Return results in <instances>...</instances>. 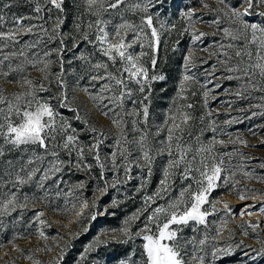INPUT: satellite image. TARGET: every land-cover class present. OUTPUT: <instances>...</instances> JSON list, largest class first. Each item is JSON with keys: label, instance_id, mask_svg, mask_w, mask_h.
I'll list each match as a JSON object with an SVG mask.
<instances>
[{"label": "snow or ice", "instance_id": "snow-or-ice-1", "mask_svg": "<svg viewBox=\"0 0 264 264\" xmlns=\"http://www.w3.org/2000/svg\"><path fill=\"white\" fill-rule=\"evenodd\" d=\"M19 2L20 0H0V75L4 78L12 77L9 82L19 83L24 89L10 96H5L3 91H0V236L8 227L5 218L13 212H18V217L10 221L14 229L11 238L7 241L0 238V248L6 243H14L17 237L31 234L28 229L34 223L33 220H29L21 231H16L15 228L23 221L24 209L28 203L38 197L19 190L26 185L34 184L35 188L45 191L46 199V182L60 173L62 165L65 164V160L61 159V151L68 157L76 152L77 168L90 170L92 165L84 162L87 149V155L91 156L103 170L100 173L101 180L104 179L105 171L115 173L111 185L104 181L102 187H97V191L105 193L109 187L116 188L117 185L134 179L135 177L131 175L133 167L146 170L147 178H150L155 159L164 157L159 187L151 194H144L142 207L124 220V227L120 229L122 238L116 237L121 243H128L139 237L143 241L142 247L121 259L119 264H205V255L200 253L205 251L208 236L200 238L198 227L192 229L194 233L192 236H185L184 227L194 222L197 226H205L206 230L208 227L206 218L218 211L215 206L218 199H210L212 191L221 187L226 191L236 189L239 183L233 182L236 171L243 172L244 177L249 179L253 178V174L245 171L242 165L234 166L231 161L232 153L223 154L215 149V145L223 143L222 141H217L213 137L205 142L201 139L203 129L194 135L191 123L194 117L189 111L193 105L180 102L187 99L184 96L187 82L194 79L193 75L187 74L194 66L188 56L184 57L186 74L179 82L177 98L173 99L172 105L159 124L154 126L149 124V104L145 103L150 101V88L148 93L145 91L148 87L147 82L165 80V76L155 74L160 33L154 25V16L150 9L155 11V18L158 20L160 9L167 0H82L85 13L94 16L95 19L85 21L83 19L85 13L81 14L75 28L76 36L71 37L72 48H79V41L91 45L93 51L87 54H74V58L82 62V72L77 75L75 84L80 87V81L87 78L88 86L83 87V91L97 102L104 115L112 113L109 118L121 129L120 135L113 138L114 144L106 146L109 151L103 160L100 156V147L104 144L106 134L100 132L98 136H94L90 145L77 143L76 130L60 117L57 110L68 107L69 99L64 59L68 48L64 39L60 38L63 35L60 29L65 18L57 16L53 19L49 15L45 19L40 14L45 10L51 13L52 9L42 7L40 0H24V3L34 5L32 14L12 13L9 16L8 10L18 6ZM48 4L54 6L60 13L65 11L64 0H44V5ZM218 4L224 8L213 10L219 18L213 19L211 23L222 32V37L215 45L217 51L210 55H215L219 66L223 68V79L240 82L241 90L236 95L247 101L250 109H257L252 111L251 115L264 117V20L259 23L245 20L246 16L253 14L254 8L261 9L256 15L264 17V0H241V4L246 5L243 12L239 10L240 6H229L227 0H218ZM122 6L124 10L118 11ZM203 6L208 7L207 4ZM136 10L143 13L140 24L129 22L125 16L126 12ZM113 12L115 16L112 15ZM180 14L188 19L196 15L192 9L182 11ZM116 17L119 18V22H114ZM224 21H227V26H222ZM160 28H164L163 23L160 24ZM22 31L24 35L34 36V39L31 43L24 42L21 46L19 34ZM128 32H131L132 37L126 42L122 33ZM204 35L203 32L194 34V39L199 40ZM136 42H140L142 49L146 42L149 51L137 54L130 50ZM49 44L54 46L49 48ZM41 45L44 46L42 50ZM144 56L150 57L153 70L151 76L142 59ZM117 57L122 69H117L114 73L109 70L110 65L103 58H107L115 65ZM53 64L59 65L58 71L51 70ZM67 64L71 65L72 60H68ZM29 67H38L43 73L42 78H30L27 75ZM130 83H135L138 89L129 87ZM53 86L56 88L55 93L52 92ZM97 86L98 92L93 95L90 89ZM137 91L143 94L139 100L136 98ZM40 93H47L48 96H42ZM105 93L109 95L105 96ZM204 95L207 96V92ZM54 100L59 103L54 104L52 102ZM105 100L108 103H103ZM126 102L132 104L130 110L125 107ZM70 110L76 112L75 119H81L77 109ZM85 123H88L87 120ZM89 127L92 133H97L95 127L91 125ZM209 127L212 131L216 130L214 126ZM13 152L17 155L8 158ZM67 163L71 164L72 161L68 160ZM261 167L264 168V163ZM38 174L39 178L34 179ZM147 178H140L139 189L146 187ZM256 178L264 182V177ZM177 179L183 182L178 195H170ZM54 183L59 186L57 181ZM247 191L257 192L255 189ZM236 194L241 200L248 198L245 192L238 189ZM56 195L60 196L61 192L57 191ZM162 199L165 200L164 204L157 203ZM113 203L115 204V201ZM78 205L82 210H89L90 219H96L97 214L91 213L87 199L77 198V202L72 204L70 209L83 220L85 213L82 210L76 211ZM206 205L211 206V212ZM255 207L254 204L244 205L239 213H233L231 208L225 205V214L230 219L236 215H251L250 209ZM54 210H59V206ZM258 211L264 213V205H261ZM43 215L42 212L36 213V220L41 224L46 223L45 220L39 219ZM142 216L145 217L141 221L143 227L137 226L138 230L133 232L131 224L140 220ZM227 222L221 221L222 224ZM240 227L245 229L244 234L247 235V228L250 227L256 232L260 222L257 221L255 224L245 222ZM215 231L217 236L221 234L219 228ZM39 234L44 235L43 232ZM212 239L215 240L216 237ZM100 243L102 242L96 241V244ZM261 245L259 249H250L255 254L250 256L253 264H260V261L264 260V241H261ZM93 247L94 245L90 244L85 248V253L90 252ZM244 247L248 248L247 245ZM16 250L27 256L25 250ZM225 251L227 249L214 248L211 255L217 257ZM83 258L82 256L81 259Z\"/></svg>", "mask_w": 264, "mask_h": 264}, {"label": "rangeland", "instance_id": "rangeland-1", "mask_svg": "<svg viewBox=\"0 0 264 264\" xmlns=\"http://www.w3.org/2000/svg\"><path fill=\"white\" fill-rule=\"evenodd\" d=\"M180 1L167 0L164 7L160 9L158 20L155 18V11L150 9L154 16V25L160 33V43L156 56H160L161 63L155 68V74L165 76V80H150L147 82L148 87H146L145 91L148 93L150 88V101L145 103L149 104V124L153 126L159 124L166 111L172 105L173 99L177 98L179 82L186 74L184 57L188 56L194 66L190 68L187 74L193 75L194 79L187 82L184 92V96L187 99L180 102L193 105L189 111L194 117L191 122L194 135L199 134L200 130L203 129L201 139L205 142L213 137L217 141H222L223 143L215 145V149L223 154L232 153V164L234 166L242 165L245 171L252 172L253 178H246L243 172L236 171V175L233 178V182L239 181L236 189L226 191L221 187L212 191L210 199H218L215 205L218 211L206 218L208 222L207 229L205 230V226H197L194 222H190L189 226L184 227L183 234L192 236L194 234L192 229L198 227L200 238H203L204 235L208 236L204 246L205 251L200 253L205 255V264H253L250 256L255 254L250 249H259L262 246L261 241H264V213L258 211V208L264 205V182L256 178L264 177V168L261 167V164L264 163V117L251 115V112L257 111V109H250L249 103L236 95L241 90L239 88L240 82L223 79V68L219 66L217 57L210 55V53L217 51L215 45L221 41L222 37V32L218 31L216 25L211 23L213 19L219 18L213 10L224 8V6L218 4V0H204L205 3L191 5L185 10L198 11L211 7L212 13H196L192 19H188L180 14L185 11L179 10ZM40 3L42 7L50 8L49 5H44V0H40ZM227 3L232 6L228 0ZM204 4H207L208 7H204ZM237 6H240L239 10L241 12L244 11V5L240 3ZM33 7L34 5L26 3L24 15L32 14ZM255 9L261 11L259 8ZM123 10L124 6L118 11ZM64 13H67V15H64ZM82 13H85L82 0H68L63 13L54 10L48 13L45 10L40 15H43L45 19L49 15L53 19L57 16L64 17V24L60 29L63 37L65 29L76 28V24L79 23L78 18ZM112 15L115 16L116 14L113 12ZM142 15L143 13L139 10L125 13L128 21L134 24L141 23ZM248 16L254 17V13ZM83 19L91 21L95 17L85 13ZM245 20L251 23H259V21L253 19L245 18ZM114 22H119V18L116 17ZM25 23L28 22L25 21ZM161 23L164 24V28H160ZM48 26L45 25V27ZM173 26H176L177 30L174 37L168 41V33L171 32ZM222 26H227V21H224ZM146 31L150 32V30ZM200 32L205 33V35L199 40L194 39V34L198 35ZM19 35L21 37V46L24 42L31 43L34 39V36L24 35L23 31ZM122 35L125 36L126 42L132 37L131 32L122 33ZM74 36H76V31L71 34V37ZM71 37L69 48H71L72 64L68 65L67 61L70 58L64 57L68 82V88L66 89L69 97L68 107L58 108L57 110L60 117L70 123L72 128L76 130L77 143L90 145L93 143L94 136H98L100 132L106 134L104 144L100 147V156L103 160L109 151L106 146L114 144L113 138L120 135L121 129L117 128L109 118L112 113H109L108 116L104 115L97 102H94L90 95L83 91V87L88 86L87 78L80 81V87L76 86L75 79L82 72V62L75 59L74 54H87L93 49L91 45L79 41L80 47L72 48ZM53 46L52 44L48 45L49 48ZM43 47L41 45V50ZM130 50H134L137 54L141 51H149L146 42L143 49L140 47V42H136ZM99 58L97 57V59ZM142 59L145 62V66L149 68V75L151 76L153 70L150 64V57L144 56ZM204 61H207V63H204ZM105 62L109 63V70L114 73L117 69H122V64L119 62L118 57L115 65H112V62L108 61L107 58ZM58 69V64L52 65L51 70L53 72L58 71ZM27 75L32 79H41L43 73L38 67H29ZM10 79L12 77L4 78L0 75V91H3L5 96L24 90L19 83H10ZM45 84H47L46 81ZM216 85H219V87ZM129 87L134 90L138 89L135 83H130ZM90 91L95 95L98 92V86L95 89H90ZM52 92H56L55 86L52 87ZM205 92H207V96L204 95ZM40 95L48 96L47 93H40ZM107 95L109 94L105 93V96ZM142 96L143 94L137 91L136 98L139 100ZM52 102L54 104L59 103L55 100ZM256 102L252 101V103ZM103 103H108V101L105 100ZM125 107L130 110L133 106L131 103L126 102ZM70 109H77L81 119H75L76 112ZM125 119L131 118L125 117ZM85 120L88 123H85ZM89 125L95 127L97 133H92ZM210 125L214 126L216 130L212 131L209 127ZM124 127L127 129V125ZM69 134H71V130ZM241 141L245 143H241ZM113 150L115 149L113 148ZM16 155L17 153L13 152L8 158ZM76 156V152H73L72 156L68 157L61 151V159L65 160V164L62 165L60 173H57L46 182V199L44 198L45 191L35 188L34 184L26 185L19 190L29 195L35 194L38 199L28 203L27 208L24 209L23 221L16 225L15 230H23L29 220H33L34 223L28 229L31 233L30 235L17 237L14 243H6L4 247L0 248V264H34V262H39V264H119L121 259L142 247V239L136 237L128 243L117 242L115 245L113 244L122 253L119 256L114 257L108 249L104 252L99 251V247L110 238H122L120 229L124 227V220L142 207L144 194H151L159 187L164 157L155 159L150 178H147L146 170L142 171L141 168L133 167L131 175L135 177L134 179L117 185L116 188L109 187L105 193L97 191V187H102L104 181L111 185L114 182L115 173L105 171L104 179L101 180L100 173L103 170L91 156L87 155V149H85L84 162L92 165L90 170H85L83 167L77 168ZM68 160H71L72 163L68 164ZM227 161L228 157L226 155L225 162L227 163ZM133 163L135 164V161ZM141 177L147 178L146 187L142 190L139 189ZM38 178L39 174L34 179ZM121 179H123V176H121ZM54 181L58 182V187ZM181 183L183 182L179 179L176 180L170 195H178ZM237 189L245 192L248 198L241 200L236 194ZM252 189L257 190V192L247 191ZM57 191L61 192L60 196L56 195ZM77 198L81 200L87 199L91 213L97 214L96 219H90L88 216L89 210H82L79 205L76 211L82 210L85 213L83 220H81L80 216L70 211L72 204L77 202ZM114 201L115 204L113 203ZM157 203L164 204L165 200H159ZM252 204L256 205V207L250 209L251 215H236L230 219L225 214V205H228L233 213H239L244 208V205ZM57 206H59V210H54L57 209ZM205 207L211 212L210 205ZM40 212L44 213L43 216L39 217L40 220L46 221L44 224L36 220V213ZM14 217H18V212H13L5 218V224L8 227L3 230L2 236H0L5 241L12 236L14 229L10 221ZM144 219L145 217L142 216L140 220L133 222L130 226L131 230L134 232L138 230L137 226L143 227L141 221ZM223 220L228 222L222 224L221 221ZM257 221L260 222V227L257 228L256 232H253L249 227L247 228L248 234L245 235V229H242L240 225L245 222L255 224ZM217 228L221 230V234L218 236L215 231ZM40 232H43L44 235H40ZM212 237H216V239L213 240ZM97 240L102 243L96 244ZM90 244L94 245L93 249L85 253V248ZM245 245L248 248H245ZM214 248L227 249V251L217 257H213L211 252ZM16 249L25 250L27 256L32 258H27V256ZM82 256L84 257L83 259H81ZM86 257L87 260L85 259ZM260 264H264V260H261Z\"/></svg>", "mask_w": 264, "mask_h": 264}, {"label": "trees", "instance_id": "trees-1", "mask_svg": "<svg viewBox=\"0 0 264 264\" xmlns=\"http://www.w3.org/2000/svg\"><path fill=\"white\" fill-rule=\"evenodd\" d=\"M230 5L232 6H237L238 4L241 3V0H228ZM68 3V0H64V9L66 8V4ZM202 3H205L204 0H181L180 3H179V10H185L187 9L189 6L191 5H199V4H202ZM49 7L54 10V11H59L57 9L54 8V6L48 4ZM246 7V5H244V8ZM26 9V3H24V0H20L18 6L16 7H13L12 9L8 10V15L10 16L12 13H16L17 15H24V10ZM253 13H254V17H249V16H246L245 18H248L250 20H257V21H261V20H264V17H259L258 15H256V13H258L259 11H257L255 8L252 10ZM194 13H201V14H210L212 13L211 12V7L205 9V10H198V11H194ZM64 15H67V13H64ZM43 16V15H42ZM194 17V16H193ZM192 17V18H193ZM177 30V27H173L171 32L168 33V41L171 40L174 35H175V32ZM75 31V29H73L71 27V29H65V34L63 37L64 41H65V44L68 48V50L66 51V53L64 54V57L65 58H70L69 60L72 59V56L70 55L71 54V48H69L70 46V37H71V34ZM106 59V58H105ZM104 59V60H105ZM157 65L156 67L161 63V59H160V56L157 57ZM117 239H113V238H110L106 243H103V245L101 247H99V251L100 252H104L105 250H110V252H112L113 256L116 257V256H119L120 254H122L121 252L118 251V249L116 247H114V245L117 243ZM114 244V245H113ZM118 245V244H117ZM87 260V257L85 258Z\"/></svg>", "mask_w": 264, "mask_h": 264}]
</instances>
